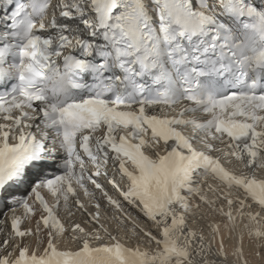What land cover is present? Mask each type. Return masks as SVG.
Returning <instances> with one entry per match:
<instances>
[{"label":"bare ground","instance_id":"6f19581e","mask_svg":"<svg viewBox=\"0 0 264 264\" xmlns=\"http://www.w3.org/2000/svg\"><path fill=\"white\" fill-rule=\"evenodd\" d=\"M69 1L73 7L88 11L89 0ZM40 120L42 118L38 117L37 121ZM255 176L262 187L260 191L250 188L249 179L241 175L233 179L211 178L201 185L199 193L191 197V203L172 206L173 215L167 220L159 222L154 218L158 226L148 221L150 216L129 206L132 217L148 232L160 239L158 233L162 231L176 234L175 239L181 243L176 249L162 252L139 229L122 218L119 220L120 228L112 224L106 227V231L108 229L120 237L126 234L129 245L142 250L144 255L135 264H264V167ZM82 223L84 227L88 226V223ZM75 234L80 238L76 240L72 235L67 236L65 245L69 248L93 247L106 240L92 227ZM12 245L0 249V264H4Z\"/></svg>","mask_w":264,"mask_h":264},{"label":"water","instance_id":"95a60500","mask_svg":"<svg viewBox=\"0 0 264 264\" xmlns=\"http://www.w3.org/2000/svg\"><path fill=\"white\" fill-rule=\"evenodd\" d=\"M27 140H29V137ZM20 144H21V141L19 143H17V145H20ZM3 151H4V149L0 150V153H2Z\"/></svg>","mask_w":264,"mask_h":264}]
</instances>
